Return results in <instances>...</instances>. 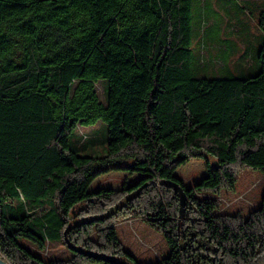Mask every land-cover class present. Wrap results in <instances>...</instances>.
Returning a JSON list of instances; mask_svg holds the SVG:
<instances>
[{
	"label": "trees",
	"instance_id": "obj_1",
	"mask_svg": "<svg viewBox=\"0 0 264 264\" xmlns=\"http://www.w3.org/2000/svg\"><path fill=\"white\" fill-rule=\"evenodd\" d=\"M259 12L264 26V6ZM191 14L189 0H0L2 259L264 262V193L246 216L222 212L218 198L235 188V166L264 176V49L257 72L199 75ZM130 35L135 68L126 67ZM103 36L114 60L105 100L96 90L102 76L85 71L98 63ZM99 119L100 129L76 133ZM192 159L206 174L187 186L175 171ZM109 171L136 176L90 190ZM128 216L159 231L168 254L137 262L115 226ZM49 241L70 254L48 255Z\"/></svg>",
	"mask_w": 264,
	"mask_h": 264
},
{
	"label": "rangeland",
	"instance_id": "obj_2",
	"mask_svg": "<svg viewBox=\"0 0 264 264\" xmlns=\"http://www.w3.org/2000/svg\"><path fill=\"white\" fill-rule=\"evenodd\" d=\"M189 1L192 7V49L198 60V74L218 75L225 70L257 72L261 63L257 60L256 53L257 50L264 49V26L259 24V11L264 6V0ZM146 8L145 4L144 9ZM105 40L106 36H103L95 48L99 55L98 63L94 66H85V71L90 70L95 75L102 76L96 84L101 100H105V79L114 74V60L104 47ZM125 46L132 58L126 67H137L133 35L129 36ZM143 46L144 53L148 56L147 35L143 38ZM101 124L105 125L102 119L94 125H80L76 133L90 135L94 129H100ZM235 169L237 171L235 188L233 190L224 188L219 193L221 211L241 212L246 216L249 211L260 206L264 193V176L257 169L243 166H235ZM175 174L187 186H191L206 174L205 162L202 159H192L179 166ZM135 176L128 177L127 173L122 171H109L99 175L91 184L90 190L98 187L119 189L123 184L135 179ZM115 226L123 246L137 262H151L168 254V247L162 234L143 219L135 216L123 217L115 221ZM45 252L59 258H66L70 254L62 243L56 241H49Z\"/></svg>",
	"mask_w": 264,
	"mask_h": 264
},
{
	"label": "water",
	"instance_id": "obj_3",
	"mask_svg": "<svg viewBox=\"0 0 264 264\" xmlns=\"http://www.w3.org/2000/svg\"><path fill=\"white\" fill-rule=\"evenodd\" d=\"M174 186L178 187L177 184H175ZM180 202L181 204L183 203V196H181ZM0 264H10V263L0 257ZM119 264H133V263L119 262Z\"/></svg>",
	"mask_w": 264,
	"mask_h": 264
}]
</instances>
